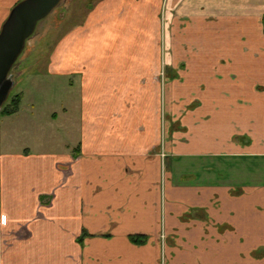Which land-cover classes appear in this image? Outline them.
<instances>
[{"label":"crops","instance_id":"crops-1","mask_svg":"<svg viewBox=\"0 0 264 264\" xmlns=\"http://www.w3.org/2000/svg\"><path fill=\"white\" fill-rule=\"evenodd\" d=\"M17 1L0 0V27ZM258 3L90 5L48 57L80 91L58 149L38 131L68 108L26 106L22 69L0 118V264H264Z\"/></svg>","mask_w":264,"mask_h":264},{"label":"rangeland","instance_id":"rangeland-1","mask_svg":"<svg viewBox=\"0 0 264 264\" xmlns=\"http://www.w3.org/2000/svg\"><path fill=\"white\" fill-rule=\"evenodd\" d=\"M19 1L21 0H18L16 4ZM96 1L97 0H61L53 11L38 23L35 32L26 41L23 52L11 70L14 85L11 88L8 98L17 94L19 90L17 81L21 78L23 69L25 71V76L23 77L24 79L20 81V86L22 87L23 85L25 89V99L23 102L26 106L30 103L29 100L31 98H35L34 101L38 113L49 111L52 108L57 110H60L62 107L68 108V113L65 115L66 126L63 130L61 129L64 125L62 121L55 124L56 127L54 130H51L53 126L46 125L45 130L42 131L40 129L38 131L40 138L43 137L42 134L46 133L50 139H56L53 144V147L56 149H58V144L56 145L58 140H62V137L67 139V137L76 132L75 127L79 117L78 102L80 91L78 88V81L76 82V88L70 89L69 76L59 77V75H51L49 73L47 70L48 57L58 41H60L66 33L69 34V30L84 19L89 6ZM251 1L252 0H248V2ZM253 1L259 2L258 8L262 9L264 13V0ZM1 28L2 26L0 30ZM163 77L164 76L161 75L162 79H164ZM72 79L74 81L77 80L76 76H73ZM57 128L60 129L59 134L55 133ZM74 139L75 137L73 135L71 141H75Z\"/></svg>","mask_w":264,"mask_h":264},{"label":"water","instance_id":"water-1","mask_svg":"<svg viewBox=\"0 0 264 264\" xmlns=\"http://www.w3.org/2000/svg\"><path fill=\"white\" fill-rule=\"evenodd\" d=\"M61 0H21L10 11L0 30V109L9 97L14 79L11 70L26 41Z\"/></svg>","mask_w":264,"mask_h":264},{"label":"trees","instance_id":"trees-1","mask_svg":"<svg viewBox=\"0 0 264 264\" xmlns=\"http://www.w3.org/2000/svg\"><path fill=\"white\" fill-rule=\"evenodd\" d=\"M21 102H22L21 93H17L12 97L8 98L0 110V118L4 115H12L17 113L20 109ZM132 239L135 240L136 242L145 241V237L143 236H133Z\"/></svg>","mask_w":264,"mask_h":264},{"label":"built area","instance_id":"built-area-1","mask_svg":"<svg viewBox=\"0 0 264 264\" xmlns=\"http://www.w3.org/2000/svg\"><path fill=\"white\" fill-rule=\"evenodd\" d=\"M164 75V74H163Z\"/></svg>","mask_w":264,"mask_h":264}]
</instances>
